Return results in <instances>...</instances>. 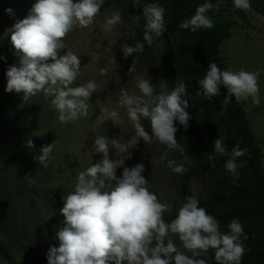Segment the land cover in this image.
I'll use <instances>...</instances> for the list:
<instances>
[{
  "label": "clouds",
  "instance_id": "clouds-1",
  "mask_svg": "<svg viewBox=\"0 0 264 264\" xmlns=\"http://www.w3.org/2000/svg\"><path fill=\"white\" fill-rule=\"evenodd\" d=\"M104 3L105 0H35L27 16L5 32V35L10 34L14 54L18 57V66L11 65L6 71L5 91L23 93L24 102L43 93L46 98H51L50 107L58 113L57 119L62 124L86 117L88 101L92 93L98 91V84L88 80L72 86L81 75V61L80 56L68 50L65 39L74 27L93 25ZM132 6L142 8L144 42L137 41L134 46L121 44L125 59L134 53H143L145 43L151 47L166 31L165 9L161 4L140 6V0H132ZM233 6L239 10L251 9L250 0H233ZM212 8L210 2L198 5L194 15L184 18L178 27L192 32L212 29L214 21L207 15ZM5 11L13 14L10 8ZM134 19L138 23L141 16ZM121 21V13L114 11L104 18L102 30L110 33ZM61 49L67 51L61 55ZM0 59L4 57L0 56ZM99 71L102 75L107 74L106 68ZM135 83L140 95L129 94L122 88L118 100L134 134L124 142L105 135L93 139L92 147L95 153L102 154V159L79 171L74 189L63 195V207L59 212L64 219L55 233L59 246L48 248L47 264H208L200 257L209 249L215 250L216 264H241L245 249L240 237H247L238 218L227 224L226 233L221 232L217 218L198 206L200 202L196 197L187 195L175 217L166 222L164 213L171 205L162 203L157 194L149 190L148 179L142 175L143 162L123 167L122 176L117 177V168L123 166L126 159H132L131 150L141 140L151 144L155 139L166 146L167 151L160 157V162L166 161L173 173L182 175L187 171L175 159H167L171 152L179 150L184 163L188 161L186 150L175 138L178 129L174 123L178 121L187 128L192 119L187 111L189 102L183 98L187 95L184 80H178L170 92H156L153 83L142 77H137ZM197 83L200 88L197 95L203 94L209 100L218 96L224 86L227 90L223 100L225 108L232 97L238 104L249 100L253 106L261 103L259 71L221 70L212 62ZM100 113L97 120L101 124L106 121L117 126L123 123L116 108L104 107ZM142 118L150 122L151 134L141 123ZM27 147H34L32 140L27 141ZM54 147L55 142L42 146L34 160L47 168ZM112 149H115V159L110 158ZM247 153L248 149H242L239 142L228 153L223 140L218 138L208 159L228 155L224 167L237 176L238 168L246 166V162L238 164L237 158ZM173 235L178 236L191 256L178 249L170 238Z\"/></svg>",
  "mask_w": 264,
  "mask_h": 264
},
{
  "label": "rangeland",
  "instance_id": "rangeland-1",
  "mask_svg": "<svg viewBox=\"0 0 264 264\" xmlns=\"http://www.w3.org/2000/svg\"><path fill=\"white\" fill-rule=\"evenodd\" d=\"M34 2L0 0V56L4 57L0 59V241L12 258L9 262L0 256V264H47L48 248L59 246L55 233L64 219L59 212L63 207V195L74 189L79 171L102 159V154L95 153L92 147L93 139L105 135L124 142L134 134L126 111L118 105L121 89L140 95L135 80L142 77L153 83L156 92L167 91L163 71L166 42L156 41L151 47L145 43L143 53H134L125 59L121 44H129L126 41L133 38L138 25L134 18L137 15L143 18L142 8H133L132 0H105L93 25L88 28L76 26L65 39L68 50L80 56L81 61V75L72 86L88 80L98 84V91L92 93L88 101L86 117L62 124L57 119L58 113L50 107L51 98H46L43 93L24 102L23 93L6 92V71L11 65L18 66V57L14 54L10 34L5 35V32L27 16ZM147 3L140 2V6ZM9 8L13 10L12 15L5 11ZM117 10L122 15L121 23L112 32H104V18ZM212 10L214 22L233 21L229 37L219 47L227 69L259 71L260 105L253 106L250 100L241 103L259 143L264 168V16L252 9H235L233 0H218L213 3ZM184 39L185 33L178 30L170 35L168 43L175 46ZM66 51L61 49L60 54ZM126 64L129 68L125 76ZM100 68H106L107 74H100ZM104 107L116 108L123 123L118 126L111 121L101 124L97 117ZM141 123L151 134L150 122L142 118ZM175 138L181 145L178 131ZM28 140H32L33 148L27 147ZM53 142L52 159L44 168L34 156L39 154L42 146ZM166 151V146L155 139L151 144L141 140L131 150L132 159H126L125 164L117 168V177L122 176L123 167L143 162L142 175L148 179L149 190L156 193L162 203L171 205L164 215L174 216L187 195L196 197L200 202L198 206L202 207L207 196L206 187L198 181L184 182L180 174L166 166V161L160 162ZM110 158H116L115 149L110 151ZM167 159H175L186 169L193 164L189 158L184 163L179 150L171 152ZM170 238L180 251L191 256L178 236ZM210 254L211 249L200 258L208 260Z\"/></svg>",
  "mask_w": 264,
  "mask_h": 264
},
{
  "label": "trees",
  "instance_id": "trees-1",
  "mask_svg": "<svg viewBox=\"0 0 264 264\" xmlns=\"http://www.w3.org/2000/svg\"><path fill=\"white\" fill-rule=\"evenodd\" d=\"M218 0H140V2L160 3L164 9L166 31L157 41L167 44L163 61V71L167 91L173 90L178 80H184L189 102L187 111L191 120L187 128L179 122H174L181 139V147L192 165L181 175L184 182L198 181L206 187V198L202 202L207 212L220 222L221 232H227V224L238 218L244 225L245 236L240 241L245 249L241 264H264V168L260 146L247 121L242 103L235 98L227 107L223 100L227 95L224 86L220 94L211 100L200 91L198 80L202 79L208 70V64L215 62L221 70H227L219 53L223 40L229 37L233 21H216L212 29H200L196 32L184 30L178 24L186 17L194 15L198 5L205 2L215 3ZM251 9L264 16V0H250ZM213 10L207 15L211 18ZM145 20L140 19L135 27L133 38L126 41L135 44L143 41ZM178 30L185 33V39L175 46L168 43L170 35ZM129 64L125 67V76ZM221 138L230 153L238 142L240 147L247 148L245 156L237 158V163L246 162V166L238 168V175H231L224 167L228 155H212L214 141ZM175 217L164 215V220L170 222ZM215 251V250H214ZM214 251L211 249L208 264H216ZM0 256L11 262L12 258L0 241ZM114 264V262H109Z\"/></svg>",
  "mask_w": 264,
  "mask_h": 264
}]
</instances>
